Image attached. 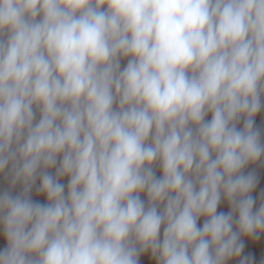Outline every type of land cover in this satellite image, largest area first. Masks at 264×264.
<instances>
[{"label":"clouds","instance_id":"1","mask_svg":"<svg viewBox=\"0 0 264 264\" xmlns=\"http://www.w3.org/2000/svg\"><path fill=\"white\" fill-rule=\"evenodd\" d=\"M262 97L264 0H0V264H254Z\"/></svg>","mask_w":264,"mask_h":264},{"label":"crops","instance_id":"2","mask_svg":"<svg viewBox=\"0 0 264 264\" xmlns=\"http://www.w3.org/2000/svg\"><path fill=\"white\" fill-rule=\"evenodd\" d=\"M127 64V59H123L121 61V68L125 67ZM262 104H264V97H262ZM211 116L209 115L206 117V119H210ZM37 119H39V113H37ZM242 121L240 124V127H242ZM255 126L260 128L261 130V141L264 142V107H262L261 112L257 114L255 118ZM9 169H5L4 173H0V176L5 174ZM245 174L248 172H255L256 177H257V187L253 191L252 196L254 199L257 201V207L259 206V203L261 202V197L260 194L262 191H264V157L261 158V161L257 162L254 165H249L245 170ZM155 172L157 177L161 175V171L159 167L155 168ZM62 183L65 184V191H67V177L63 178ZM39 184V181H37V186ZM3 191H11L13 195H16L20 191V187L16 189H0V192ZM142 199L146 200V196L142 194L141 196ZM32 199L34 201L40 202V203H46V200L43 196L38 195L35 192V189L33 190L32 193ZM229 210V207L227 203L222 199L221 204L218 208V211H224L227 212ZM200 224L203 223L201 220L198 222ZM245 250H244V255H250L251 257L254 258V264H264V235L260 237L258 241L256 240H250V239H245ZM5 242L2 238H0V249L5 247ZM140 264H150V257L147 255H142L140 257Z\"/></svg>","mask_w":264,"mask_h":264},{"label":"built area","instance_id":"3","mask_svg":"<svg viewBox=\"0 0 264 264\" xmlns=\"http://www.w3.org/2000/svg\"><path fill=\"white\" fill-rule=\"evenodd\" d=\"M158 166H156L155 168H157ZM9 170L3 174L2 176H0V189H16L19 187V185L16 186V188H12L11 187V181H10V177L8 175Z\"/></svg>","mask_w":264,"mask_h":264}]
</instances>
